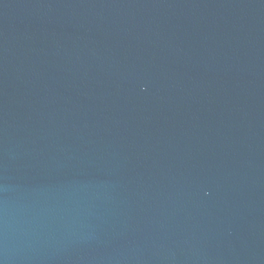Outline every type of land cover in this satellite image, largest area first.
<instances>
[{"label": "water", "instance_id": "obj_1", "mask_svg": "<svg viewBox=\"0 0 264 264\" xmlns=\"http://www.w3.org/2000/svg\"><path fill=\"white\" fill-rule=\"evenodd\" d=\"M0 264H264V0H0Z\"/></svg>", "mask_w": 264, "mask_h": 264}]
</instances>
